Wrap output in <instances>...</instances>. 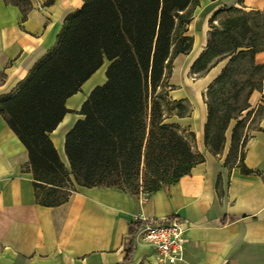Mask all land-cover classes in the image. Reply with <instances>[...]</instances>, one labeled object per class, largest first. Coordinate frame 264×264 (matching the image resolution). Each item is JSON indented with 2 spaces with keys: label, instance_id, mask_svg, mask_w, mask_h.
<instances>
[{
  "label": "trees",
  "instance_id": "obj_1",
  "mask_svg": "<svg viewBox=\"0 0 264 264\" xmlns=\"http://www.w3.org/2000/svg\"><path fill=\"white\" fill-rule=\"evenodd\" d=\"M3 1L18 7L24 20L32 9L30 0ZM199 6V0H85L83 8L67 22L56 50L14 96L0 100V115L28 153L29 173L41 207L66 204L77 188L151 196L190 176L204 163L191 144L195 136L188 139L178 127L165 124L157 95L173 61L193 50L194 39L188 32ZM224 12L235 18L223 25L224 32L214 28L207 44L209 53L205 52L194 67L200 66V73L214 58L233 56L240 49L247 51L233 56L232 65L222 71L212 89L224 86L232 77L238 58L264 52L237 43L225 46L230 36L228 24L243 22L246 27L249 15L264 12L236 18L242 11L230 8L215 13L212 21L215 23ZM106 63V83L91 93L79 113L82 119L65 138L66 166L50 136L70 114L67 100ZM209 117L208 129L216 119L211 105ZM232 120L230 113L222 118L224 128L215 140L206 133L213 154H219L223 133ZM244 161L245 156L239 165L242 175H254ZM143 226L142 220L129 226L126 262L135 252L136 236Z\"/></svg>",
  "mask_w": 264,
  "mask_h": 264
},
{
  "label": "crops",
  "instance_id": "obj_2",
  "mask_svg": "<svg viewBox=\"0 0 264 264\" xmlns=\"http://www.w3.org/2000/svg\"><path fill=\"white\" fill-rule=\"evenodd\" d=\"M30 1L32 9L24 20L18 7L0 0V100L14 96L56 50L67 22L85 4V0H51V5L48 0ZM199 3L189 26L194 47L184 56L185 69L207 51L206 27L215 13L230 8L264 12V0ZM255 63L264 66V52L256 55ZM215 70L196 84L195 93L219 76L220 71L209 78ZM106 71L103 67L67 100L70 114L50 136L58 153L82 119L84 103L106 83ZM179 100L190 101V95L185 92ZM191 117L198 119L196 110ZM199 119L205 123V111ZM260 130L245 151L244 163L252 176L242 175L239 166L228 169L222 162L207 161L145 201L116 189L77 188L66 204L44 208L35 197L28 153L0 115V264H159L154 251L137 240L134 254L125 261L129 226L138 220L167 218L192 228L185 264H264V118Z\"/></svg>",
  "mask_w": 264,
  "mask_h": 264
},
{
  "label": "rangeland",
  "instance_id": "obj_3",
  "mask_svg": "<svg viewBox=\"0 0 264 264\" xmlns=\"http://www.w3.org/2000/svg\"><path fill=\"white\" fill-rule=\"evenodd\" d=\"M246 14L248 13L242 12L236 18H245ZM212 18H210L206 27L208 41L210 36L214 34V28L224 32L225 27L223 25L235 17L229 12H224L215 23ZM245 22L247 24L246 27L243 26V22L227 25L226 29L230 31V36L226 38L227 44L225 46H232L237 43L243 47L254 46L256 51L263 50L264 14L261 16L249 15ZM235 25H238L237 29ZM225 46L224 48H226ZM224 48L222 47V49ZM246 51V49H240L233 56L237 57L241 52ZM208 53L207 50L206 54ZM256 55L249 54L238 58L233 67L232 77L224 86L219 85V87L214 89L211 87L215 85L222 71L232 65L233 56L228 57L226 54L214 58L206 64L207 70L200 73L197 72L200 66L194 67L200 58L196 60L191 68L185 69L188 59L184 56H179L173 61L172 68L167 71L162 88L158 89L157 95L159 102L163 105L165 124L178 127L180 134H183L188 139L193 134L195 139L191 140V144L194 152L204 160V163L207 161L222 162L228 169L239 166L253 134L261 131L260 124L264 118V66L256 65ZM222 59L224 61L221 62L220 60ZM103 67L104 69L105 67L108 68V63ZM215 68L217 70L209 78H213L214 74L220 71L219 76L200 93H195L193 88H195L196 84L200 80L204 81L207 75ZM185 92L190 95V101L179 100ZM161 94L165 95L164 98L160 97ZM178 102L186 103L178 105ZM210 105L216 111V119H214L208 129ZM245 109L247 110L243 111ZM194 110H196L197 120H193L191 117ZM202 111H205L207 115L205 123L199 119ZM228 113L231 114L234 120L230 122L227 130L223 133V140L220 144L221 149L219 154L215 155L209 147L206 133H209V137L212 140H215L216 135L222 134V129L224 128L222 118ZM179 115H184L185 118H179ZM136 198L140 201H145L148 195L141 193Z\"/></svg>",
  "mask_w": 264,
  "mask_h": 264
},
{
  "label": "built area",
  "instance_id": "obj_4",
  "mask_svg": "<svg viewBox=\"0 0 264 264\" xmlns=\"http://www.w3.org/2000/svg\"><path fill=\"white\" fill-rule=\"evenodd\" d=\"M136 240L148 245L159 264H185L191 226L176 218L143 221Z\"/></svg>",
  "mask_w": 264,
  "mask_h": 264
},
{
  "label": "bare ground",
  "instance_id": "obj_5",
  "mask_svg": "<svg viewBox=\"0 0 264 264\" xmlns=\"http://www.w3.org/2000/svg\"><path fill=\"white\" fill-rule=\"evenodd\" d=\"M190 83H191V82H190ZM66 124H67L66 126H68L69 122H67ZM61 130H62V129H61ZM61 130H60V131H61ZM60 131H59L58 133H56V134H59ZM59 152H60L59 154H60V157H61L62 161L64 162V164H66V166H68L67 158H66V156H65V154H64V151H63V150H59Z\"/></svg>",
  "mask_w": 264,
  "mask_h": 264
}]
</instances>
